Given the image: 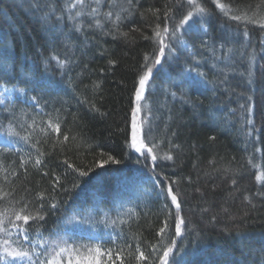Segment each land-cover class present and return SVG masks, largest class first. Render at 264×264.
<instances>
[{"label":"trees","instance_id":"16d2710c","mask_svg":"<svg viewBox=\"0 0 264 264\" xmlns=\"http://www.w3.org/2000/svg\"><path fill=\"white\" fill-rule=\"evenodd\" d=\"M16 1L0 0V86L25 91L0 105V264L12 260L6 253L20 250L7 244L10 229L25 251L48 259L52 248L42 250L56 240V233L70 235L71 245L90 244L104 253L124 247L121 232L144 248L157 242L155 232L163 220L173 226L170 198L166 202L157 194L144 166L150 162L126 141L137 104L138 75L152 62L165 26L179 25L188 11L194 13L196 27L184 32L177 58L154 72L147 97L139 104L141 113L136 114L144 128L152 129L149 139L158 146L153 151L160 158L161 180L167 176L166 183L180 181L173 191L182 194L186 234L178 264H264V0H194L192 6L184 0L179 11L180 0H115L111 23L104 25L101 17L95 27L87 23L90 17L75 16L76 0H41L35 7ZM85 5L88 12L87 5L95 7V2L85 0ZM165 7L174 20L163 19ZM234 15L241 19L232 20ZM188 70L200 83L183 81L177 87L172 81H180ZM85 100H92L100 111L90 110ZM20 113L22 123L12 118ZM50 118L53 124L61 123L62 131L68 121L67 144L61 137L54 145L55 136L43 123ZM7 122L15 128L9 130ZM33 145L43 154L39 168ZM108 155L120 163L97 167ZM20 157L27 161L26 172L19 166ZM64 159L94 171L79 178ZM55 176L69 192L52 190ZM73 180L78 189H73ZM133 182V189L142 187L140 198L130 199L132 214L119 221L116 201L128 198ZM41 198L46 204L63 203L59 210L45 213L39 210ZM22 199L33 215H45L46 220L29 221L31 246L9 224V218L19 223L13 212ZM77 212L90 213L93 219L75 227L65 223V217ZM92 221L100 226L91 228ZM162 243H168L167 237ZM123 254L127 256V249Z\"/></svg>","mask_w":264,"mask_h":264},{"label":"snow or ice","instance_id":"6c2138e0","mask_svg":"<svg viewBox=\"0 0 264 264\" xmlns=\"http://www.w3.org/2000/svg\"><path fill=\"white\" fill-rule=\"evenodd\" d=\"M95 7L91 5H87L89 8L88 12H85V0H76V4L73 5V7H77L79 11L75 13V16H79L82 19L90 17V19L87 20V23L90 27H95L101 25V17L104 20V25H108L111 23L112 17L114 16V12L111 10L115 6V0H112L111 3H108V0H94ZM194 4V0H187V5L192 6ZM221 8H223V5H220ZM108 8L109 10L105 13L102 12L101 9ZM177 10H181L184 8V0H180V2L176 6ZM201 12L204 11L203 8L200 9ZM156 12L159 13L160 9H156ZM143 15V13H141ZM156 19L159 21L160 16L157 15ZM163 19L165 21H171L174 20V16L170 15L169 10L167 7H165V10L163 12ZM232 20L239 21L241 17L239 15H234L231 17ZM117 20H119V17H117ZM196 20L194 19V13L192 11H188L187 15L183 16V19L180 21L179 25H173L171 29H169L167 26L164 28V35L165 38L159 39L156 42V50L153 53V56L151 57V63H146L144 67L141 69V74L138 75V79L134 85V99L137 102L136 107L133 110L132 115V121H131V127H130V139H128L126 142L130 144V147L134 149L135 153H139L140 156L143 158L145 162V167L149 169L150 173V179L152 181V184L155 188L158 189V195L164 199L166 202H169L170 198V204L174 206V209L169 210V215L171 216L172 210L175 211V217L173 226L170 228L168 224V220L165 219L161 222V226L159 227L158 231L155 232V236L157 238V242L155 244L147 243L145 244L144 248H141L142 242H136L133 240H130L129 237L121 232V238L124 241V247H121L117 245L116 249H106L104 253H101V250L99 248H90L87 245H83L82 247L85 249V252L87 255L81 256L80 255V249L76 247H69L68 241L72 240L73 238L70 235L56 233V240L50 241L49 244L42 250V252H47L48 247L52 248V255L56 257H62L63 254H67V264H178V257L182 253V244H183V238L185 237V229L182 228V226L185 225V219L182 215L183 209H182V200L180 199V196L182 195L180 192L173 191L174 186L179 188L180 181H172L171 183H166L170 180L169 177L165 176L163 180H161V173L157 171V168L160 167V164L158 163L159 157L157 154L153 151V148L158 147L152 140L149 139L152 129L151 127L144 128L141 125L138 126L136 123V114L141 113V108L139 106L140 102L146 99L147 93H148V85L150 81L154 77V72L159 71L160 67L163 66L165 62H168L169 60H175L178 56L177 48L184 43L182 36L184 32L189 28H195L196 27ZM159 26V25H158ZM261 28H264V24L260 25ZM114 30H119V25L114 26ZM124 35H127L126 33ZM156 37H161V32L156 31L155 32ZM115 38V37H114ZM146 40H151V37L144 36L143 37ZM167 41V42H166ZM204 42L202 41V44ZM207 46V45H205ZM165 49H168L167 55L165 52ZM149 57H145V60H148ZM115 62L110 60L109 64H114ZM65 76L67 73L64 74ZM197 75L202 77V74L197 73ZM183 81H187L189 85H198L200 81L196 80L191 75V70H188L184 72L181 77L180 81L173 80L172 82L176 84L177 87L183 86ZM82 83V81H81ZM79 84H76L75 87H79ZM21 92H23V89H20ZM33 100L35 101V98L33 97ZM85 104L90 105V110L99 112L100 109L95 107V104L92 100H85ZM53 111H56V109H53ZM13 119L15 120L16 117L13 114ZM143 119V118H142ZM45 124L46 129H50V136H55V143H60V138L62 137V140L65 144L70 140L69 132L71 131L70 128H68V121L65 120L63 122L64 129L62 131L61 123L52 122L51 118L43 122ZM249 124H252V121H248ZM22 127V125H21ZM253 131H254V125H253ZM27 139V138H25ZM40 143L39 141L37 144ZM8 144H5L3 146V151H8ZM33 148L36 151V159L34 161L35 165L39 168L42 164H44V161L40 159V156L43 155L40 152L39 147H36V145H33ZM15 150V149H13ZM101 155H105L104 153H101ZM166 160H172V156L165 157ZM109 162L113 164H119L120 161L116 160L115 157L108 155V158L106 160H103L102 163L97 164V167H104V165H107ZM141 161L138 159L137 163H140ZM27 164V161L24 160L23 157H20V167L27 171V168L25 165ZM63 164L66 166V168L71 169L72 173L78 174L79 178L88 177L94 169L92 167H87V170H85L86 166L80 165L77 166L74 163H70L68 159H64ZM48 172H44L45 176H48ZM256 179H261L260 176H256ZM65 181H67V176H65ZM72 183L73 189H78L80 185L75 182V180L70 181ZM161 184H164L163 187H160ZM232 184H236V180H232ZM57 188H59L63 192H69L70 190L64 187V182L61 181L60 176H55V179L53 181L52 190L55 191ZM262 189H264V185H262ZM68 199H71V196L69 195L67 197ZM62 201H50L47 204L43 201V198H41V202L39 203V210L43 211L45 213L52 211V210H59L60 205L62 204ZM19 209L17 211L13 212V216L15 218V223L11 218H9V224L12 225V227L17 229V233L21 235L23 241H26L29 246H31V240L29 239L30 232L29 230L33 227V224L38 223L40 221L45 220V215H33L32 210L29 206V202L25 199H22L19 201ZM165 207H168V203L165 204ZM92 219L91 214L89 213L87 216L82 215L81 213L77 212L72 216L65 217V223L71 224L74 227L77 225H81L86 223L88 220ZM29 221H32L33 224H30ZM168 233H171L169 236ZM167 237L168 243L164 244L162 241ZM177 238L180 239V243L178 244ZM58 249V251H57ZM125 249H127V256H125L123 253L125 252ZM72 253H75V255H72ZM7 256H10L12 260L10 261V264H15L16 260H25L27 264H62V260H56V261H49L47 257L42 261L40 259V253L32 252L31 254L28 251H12L9 253H6ZM101 255H105L106 259L101 260ZM35 257V259H33Z\"/></svg>","mask_w":264,"mask_h":264},{"label":"rangeland","instance_id":"374dc122","mask_svg":"<svg viewBox=\"0 0 264 264\" xmlns=\"http://www.w3.org/2000/svg\"><path fill=\"white\" fill-rule=\"evenodd\" d=\"M44 2H48L49 0H43ZM22 0H17L16 1V4L17 5H20L22 4ZM39 2H41V0H25V4L27 5H30V6H34L36 4H38ZM38 17L40 18L39 20L41 21V14H37ZM25 95V91L21 92L20 89H18L17 87L15 86H9V85H1L0 86V105H3L5 104L6 102H10L12 103L15 99V97H18V96H24ZM13 113V112H12ZM16 117V121H18V123H22V120L24 119V115L23 114H17ZM13 118V116H12ZM141 122V116L140 114H138V116L136 117V123L139 125ZM15 124V123H14ZM14 124H10V122H7L6 123V127L9 129V130H12L15 128L16 125ZM135 184V182H133V184L131 185V188H128L131 192H130V195H127V199H123V198H118L119 201L117 200L116 203L118 204L117 206V211H118V214H117V220H122L124 217H126L127 215H130L132 214V211H133V207H131L129 204L131 202V200H139L140 198V191H138V189H141L142 187L140 186L139 188H135L133 189V185ZM129 190H127L129 192ZM131 199V200H130ZM93 219V217H92ZM103 225H107V224H103ZM90 226L91 228L95 229L97 226H100V223L97 222H90ZM10 232H12V230H8V235H11V240H9V242H7L8 245H19L20 246V250L19 251H25L22 246L20 245V243L17 241L18 240V236L17 234L13 233V234H10ZM69 247H76V248H79L80 249V255L81 256H84V255H87V253L85 252V249L82 247L83 245H87L88 247L90 248H99L97 246H93V245H90V244H81V245H71L69 244ZM100 249V248H99ZM18 251V252H19ZM58 251V250H57ZM72 255H75V253H72ZM66 256L67 254H63L62 257H56V256H50L48 257V260L51 262V261H56V260H62V264H67V259H66ZM42 259V261L45 259L44 256L43 257H40V259ZM33 259H35V257H33ZM7 264H10L7 263ZM15 264H27V262L25 260H16L15 261Z\"/></svg>","mask_w":264,"mask_h":264}]
</instances>
